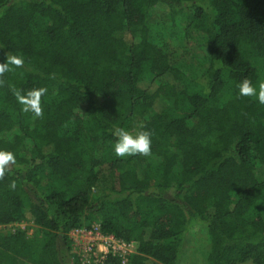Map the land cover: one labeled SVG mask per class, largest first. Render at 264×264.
I'll use <instances>...</instances> for the list:
<instances>
[{
	"label": "trees",
	"instance_id": "1",
	"mask_svg": "<svg viewBox=\"0 0 264 264\" xmlns=\"http://www.w3.org/2000/svg\"><path fill=\"white\" fill-rule=\"evenodd\" d=\"M8 52L0 226L35 230L0 234V264H72L92 225L136 244L127 264H179L194 226L206 264H264V105L237 87L264 82V0H0ZM41 87L37 119L12 89ZM139 123L151 155L116 157L114 129Z\"/></svg>",
	"mask_w": 264,
	"mask_h": 264
},
{
	"label": "clouds",
	"instance_id": "2",
	"mask_svg": "<svg viewBox=\"0 0 264 264\" xmlns=\"http://www.w3.org/2000/svg\"><path fill=\"white\" fill-rule=\"evenodd\" d=\"M5 62L0 63V87L6 86L5 75L13 72L24 66L22 56L5 53ZM239 97L255 98L256 101L264 105V82H261L258 87L254 86L248 78L243 79L237 85ZM13 95L23 113H31L33 117L42 119L44 114L42 98L47 94V88H33L26 92L23 90L12 89ZM146 125L139 123L135 134L127 131L124 128H115L113 135L116 137L113 145L114 155L118 158L125 157H149L151 155V133L144 130ZM17 164L15 153L11 151L0 150V180H3L5 175ZM10 190H15L16 182L11 181L8 185Z\"/></svg>",
	"mask_w": 264,
	"mask_h": 264
},
{
	"label": "built area",
	"instance_id": "3",
	"mask_svg": "<svg viewBox=\"0 0 264 264\" xmlns=\"http://www.w3.org/2000/svg\"><path fill=\"white\" fill-rule=\"evenodd\" d=\"M70 233L72 264H104L108 257H115L120 264H127L130 256L136 253V244L133 241L104 235L98 225L75 229Z\"/></svg>",
	"mask_w": 264,
	"mask_h": 264
},
{
	"label": "rangeland",
	"instance_id": "4",
	"mask_svg": "<svg viewBox=\"0 0 264 264\" xmlns=\"http://www.w3.org/2000/svg\"><path fill=\"white\" fill-rule=\"evenodd\" d=\"M202 37L197 34L193 33L191 36V44L195 45L200 43ZM22 229L27 232V234H31L35 227L32 223L26 222L23 223L22 226L20 225H11V226H0V234L7 235L14 232L17 229ZM71 237V233L68 234ZM208 252V244H207V237L206 231L204 228L200 226L192 227L185 238V242L181 251V260L179 264H206V256ZM154 261L149 260L147 264H153ZM242 264H253L251 262H246Z\"/></svg>",
	"mask_w": 264,
	"mask_h": 264
}]
</instances>
